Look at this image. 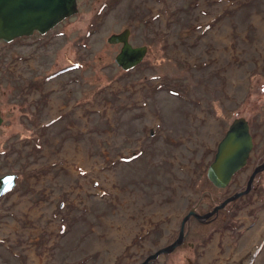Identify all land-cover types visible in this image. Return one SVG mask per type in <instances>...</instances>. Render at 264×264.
<instances>
[{
	"label": "rangeland",
	"instance_id": "1",
	"mask_svg": "<svg viewBox=\"0 0 264 264\" xmlns=\"http://www.w3.org/2000/svg\"><path fill=\"white\" fill-rule=\"evenodd\" d=\"M123 27L147 45L129 70L105 40ZM0 113V174H17L0 264H138L264 156V0H77L47 33L0 40ZM237 116L253 146L217 188L206 167ZM252 182L145 264H264V169Z\"/></svg>",
	"mask_w": 264,
	"mask_h": 264
},
{
	"label": "water",
	"instance_id": "2",
	"mask_svg": "<svg viewBox=\"0 0 264 264\" xmlns=\"http://www.w3.org/2000/svg\"><path fill=\"white\" fill-rule=\"evenodd\" d=\"M76 11V0H0V40L10 41L18 36L31 34L34 30L44 33ZM128 34L129 28L123 27L120 31L112 32L105 38L108 43L119 44L113 60L123 70H128L137 64L146 50L144 44L132 45L128 41ZM252 146L253 140L246 119L243 116L234 117L217 141L213 157L207 164L205 175L210 183L215 187L226 186L235 172L246 163ZM262 167L264 164L263 166L262 164L255 165L248 175L245 187L224 197L210 210L200 214L190 208L188 214H193L199 220H205L227 202L247 192L253 175ZM15 177L14 173L0 175V196L13 187ZM183 236L182 226H180L172 241L145 256L138 264H145L159 253L172 250L181 243Z\"/></svg>",
	"mask_w": 264,
	"mask_h": 264
},
{
	"label": "flooded vegetation",
	"instance_id": "3",
	"mask_svg": "<svg viewBox=\"0 0 264 264\" xmlns=\"http://www.w3.org/2000/svg\"><path fill=\"white\" fill-rule=\"evenodd\" d=\"M76 3H77V0H76ZM71 16H73V14L72 15H70V16H67V17H65L63 20H61L60 22H58L56 25H58L59 23H62V22H64V21H66V19H68L69 17H71ZM55 25V26H56ZM55 26H53V27H55ZM52 27V28H53ZM50 30V29H49ZM49 30H47V31H45L44 33H39V32H37V31H33L32 33H31V35L33 34V33H36V34H39V35H42V34H45V33H47ZM28 35H30V34H28ZM24 36H27V35H21V36H18V37H24ZM12 40V39H11ZM145 45V44H144ZM146 46V50H145V53L147 52V45H145ZM144 53V54H145ZM144 56V55H143ZM143 56H142V58H143ZM141 58V59H142ZM141 61V60H140ZM139 61V62H140ZM136 65V64H135ZM134 65V66H135ZM133 66V67H134ZM120 68V67H119ZM132 68V67H131ZM130 68V69H131ZM129 70V69H128ZM0 118H1V121H0V125L2 124V120H3V118H2V115H1V113H0ZM259 164H262V166H263V164H264V156L262 157V159L259 161V163H255V164H253L252 165V167H251V169L249 170V172H248V174H247V178H248V175L250 174V172L252 171V169H253V167L255 166V165H259ZM245 165V164H244ZM264 169V167H262L260 170H263ZM260 170H258V171H260ZM257 171V172H258ZM256 172V173H257ZM7 173H9V172H7ZM255 173V174H256ZM2 174H5V173H2ZM2 174H0V175H2ZM14 174H16V173H14ZM255 174L253 175V178H254V176H255ZM16 178H17V174H16V177H15V180H16ZM247 178H246V180H247ZM253 178H252V181H253ZM246 180H245V183H246ZM251 181V183H250V188L248 189V191L251 189V187H252V182ZM229 183V182H228ZM244 183V186H243V188L245 187V184ZM217 188H220V187H217ZM242 188V189H243ZM247 191V192H248ZM247 192H245V193H243V194H240L239 196H237V197H242V196H244ZM236 197V198H237ZM236 198H234V199H236ZM234 199H232V200H234ZM231 201V200H230ZM224 207V206H223ZM223 207H221V208H219L216 212H214L213 214H211L208 218H206L205 220H199V219H197V218H195L194 216H193V214H191V213H189L188 214V210L190 209V208H192L195 212H197V213H203V212H206V211H208V210H205V211H203V212H198V211H196L195 210V208L194 207H189L188 209H187V211L183 214V216H182V218H181V220L183 219V222H181V220H180V223H179V227H178V230H179V228H180V226H182V233H183V238H182V241H183V239L185 238V236H186V234H187V232H188V229H187V221L189 220V218L190 217H193L194 219H195V221L197 222V224H204V223H206L207 221H209V219H211L212 217H216V215L218 214V211L219 210H221ZM212 208V207H211ZM210 209V208H209ZM186 214H188L187 216H185ZM184 226H185V228H184ZM181 241V242H182Z\"/></svg>",
	"mask_w": 264,
	"mask_h": 264
},
{
	"label": "bare ground",
	"instance_id": "4",
	"mask_svg": "<svg viewBox=\"0 0 264 264\" xmlns=\"http://www.w3.org/2000/svg\"><path fill=\"white\" fill-rule=\"evenodd\" d=\"M210 253H208V255H209Z\"/></svg>",
	"mask_w": 264,
	"mask_h": 264
}]
</instances>
